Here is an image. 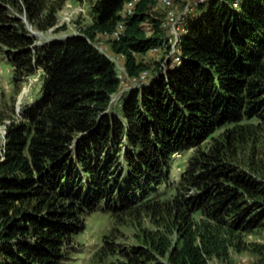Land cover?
<instances>
[{"label": "trees", "instance_id": "16d2710c", "mask_svg": "<svg viewBox=\"0 0 264 264\" xmlns=\"http://www.w3.org/2000/svg\"><path fill=\"white\" fill-rule=\"evenodd\" d=\"M126 1L94 0L85 29L34 45L9 7L56 30L64 0H0L13 85L38 71L42 93L6 124L0 264H60L99 208L136 231L128 244L103 236L89 264H207L231 248L264 259V244L245 239L264 231V180L248 157L264 130V0H210L186 22L180 61L166 59L165 45L149 83L113 104L121 78L95 35L123 21L110 45L129 80L149 72L136 55L166 38L157 0H138L123 17ZM188 151L173 181L174 156Z\"/></svg>", "mask_w": 264, "mask_h": 264}, {"label": "rangeland", "instance_id": "374dc122", "mask_svg": "<svg viewBox=\"0 0 264 264\" xmlns=\"http://www.w3.org/2000/svg\"><path fill=\"white\" fill-rule=\"evenodd\" d=\"M93 1L94 0H64L63 6L57 14L58 23L55 28L58 26L61 27L56 30L50 28L47 31H41L33 27L29 23L24 12H20L11 7H9V10L14 17L19 18L22 23H24L28 33L33 38L34 45H42L71 34H77L82 29H85L92 20L90 5ZM207 7L208 4L206 3L201 8H197V11L195 12ZM156 9L163 11L159 5H157ZM195 12L186 17V22L190 16L195 15ZM110 39H114L111 34H96L94 42L98 49L104 54L113 60L116 59L117 63H115L118 74L121 78V87L119 92L113 97L112 103L115 104L126 91L135 86H142L149 83L150 79L155 74L154 64L161 59L163 52L148 51L145 54H137V60L148 65L149 72L143 80L133 81L125 76L122 69L124 67V57L112 52ZM168 58H170L169 55H167L166 59ZM164 63L165 61L163 62L162 68H165ZM40 86V73L37 71L35 74L28 76L25 80L21 81L18 84V88L15 87L12 80V67L2 55V51H0V114L3 118V121L0 122V148L3 142L1 137L3 125L10 123L12 119H19L21 117V110L24 106L30 105L41 99L42 93ZM256 140L257 145L254 149L255 151H253L248 157L254 165V168L260 171L259 176L264 180V130L258 132ZM202 146H204V144ZM190 154L191 151H188L183 155L174 156L172 164L173 181L178 179V175L182 171ZM139 217L143 227H151L147 216L140 215ZM84 220L85 223L83 229L74 234L71 244L72 248H70V251L67 252L64 260L60 264H89L92 253L101 244L102 237L110 233L115 235L117 241L121 243L128 244L134 241L132 235L136 230L131 224L133 223L131 219L128 220L123 218L115 222L112 217L99 208L98 210L86 214ZM126 221H128V223ZM245 239L248 242L264 244V231L248 234ZM228 253L227 259L213 257L208 260L207 264H264L262 256L257 255L250 250L235 251L231 248Z\"/></svg>", "mask_w": 264, "mask_h": 264}, {"label": "built area", "instance_id": "2783aa9c", "mask_svg": "<svg viewBox=\"0 0 264 264\" xmlns=\"http://www.w3.org/2000/svg\"><path fill=\"white\" fill-rule=\"evenodd\" d=\"M138 0H128L124 3L121 15L123 17H127L128 15L132 14L135 4ZM210 0H157V5H159L164 12V16L161 20V27L166 32V38L162 46L154 47L149 51L152 52H159L162 50V47L165 45L170 46L169 57H172V62L177 63L180 61V52L178 49L179 39L182 33L185 32V25H186V17L191 13L196 11L198 6H202L208 3ZM225 1V0H220ZM232 7H237V1L232 2ZM144 29L146 32H150L151 28L150 25H145ZM123 30V21H120L116 29L112 32L111 36L113 38H118L120 33ZM112 61L116 66V59ZM116 62V63H115ZM117 69V66H116ZM124 71V67L122 68ZM146 71H143L140 74L139 80H143L146 77ZM120 77V75H119ZM136 81V79H132ZM137 80V81H139ZM5 134H6V125H3L2 130V146L0 148V159L2 158V154L4 152V145H5Z\"/></svg>", "mask_w": 264, "mask_h": 264}]
</instances>
